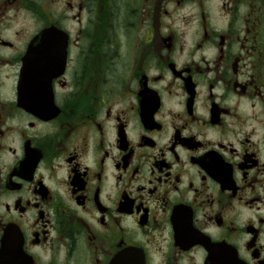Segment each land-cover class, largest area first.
<instances>
[{
	"label": "flooded vegetation",
	"instance_id": "1",
	"mask_svg": "<svg viewBox=\"0 0 264 264\" xmlns=\"http://www.w3.org/2000/svg\"><path fill=\"white\" fill-rule=\"evenodd\" d=\"M264 264V0H0V264Z\"/></svg>",
	"mask_w": 264,
	"mask_h": 264
},
{
	"label": "water",
	"instance_id": "2",
	"mask_svg": "<svg viewBox=\"0 0 264 264\" xmlns=\"http://www.w3.org/2000/svg\"><path fill=\"white\" fill-rule=\"evenodd\" d=\"M209 251L210 254H212L210 264H242L239 261L237 254L229 248L213 245Z\"/></svg>",
	"mask_w": 264,
	"mask_h": 264
}]
</instances>
